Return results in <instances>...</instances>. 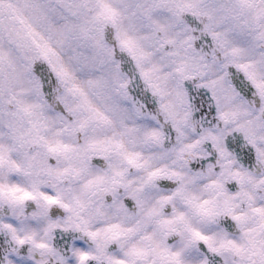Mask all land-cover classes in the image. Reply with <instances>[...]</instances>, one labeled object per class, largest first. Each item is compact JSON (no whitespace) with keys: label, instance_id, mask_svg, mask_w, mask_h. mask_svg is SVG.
Here are the masks:
<instances>
[{"label":"snow or ice","instance_id":"snow-or-ice-1","mask_svg":"<svg viewBox=\"0 0 264 264\" xmlns=\"http://www.w3.org/2000/svg\"><path fill=\"white\" fill-rule=\"evenodd\" d=\"M0 264H264V0H0Z\"/></svg>","mask_w":264,"mask_h":264}]
</instances>
